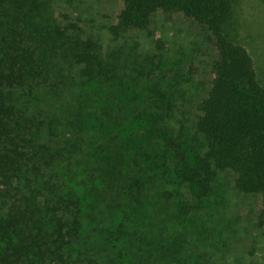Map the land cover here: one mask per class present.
I'll return each mask as SVG.
<instances>
[{
    "label": "trees",
    "instance_id": "trees-1",
    "mask_svg": "<svg viewBox=\"0 0 264 264\" xmlns=\"http://www.w3.org/2000/svg\"><path fill=\"white\" fill-rule=\"evenodd\" d=\"M10 1L0 0V264H202L206 253L181 229L218 171L233 170L239 192L264 199V86L226 32L232 0H124L110 26L119 36L147 28L157 10L181 12L214 37L219 58L194 151L154 127L163 114L155 97L158 112L119 108L111 118L107 90L67 121L45 109L41 99L59 102L71 85L121 86L120 65L71 48L66 27L48 17L10 13Z\"/></svg>",
    "mask_w": 264,
    "mask_h": 264
},
{
    "label": "rangeland",
    "instance_id": "rangeland-1",
    "mask_svg": "<svg viewBox=\"0 0 264 264\" xmlns=\"http://www.w3.org/2000/svg\"><path fill=\"white\" fill-rule=\"evenodd\" d=\"M232 6L226 32L247 48L264 86V0H232ZM123 7L124 0L10 1L6 8L10 13L48 17L66 27L71 48L86 47L116 58L120 65L121 86L80 89L71 85L59 102L41 99V103L67 121L75 110L100 105L97 90H107L102 103L108 118L120 115L119 108L131 115L141 110L158 112L155 97L163 114L154 119V127L162 126L175 139L181 136L193 151L201 150L196 121L200 102L211 88L213 64L219 58L216 40L193 18L162 10L151 15L147 28H132L117 36L110 26ZM236 177L231 169L218 171L208 202L182 225L183 240L191 250L206 253L202 264H264L263 195L239 192Z\"/></svg>",
    "mask_w": 264,
    "mask_h": 264
}]
</instances>
